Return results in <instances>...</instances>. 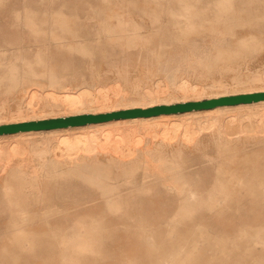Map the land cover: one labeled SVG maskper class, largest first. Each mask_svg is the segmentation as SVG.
Listing matches in <instances>:
<instances>
[{
  "label": "rangeland",
  "instance_id": "374dc122",
  "mask_svg": "<svg viewBox=\"0 0 264 264\" xmlns=\"http://www.w3.org/2000/svg\"><path fill=\"white\" fill-rule=\"evenodd\" d=\"M130 1L0 0V75L12 63L22 68L40 53L63 81L50 87L40 76L15 89L0 87V124L77 113L79 108L62 101L51 106V97L62 99L65 93L87 91L92 104L83 111L89 112L239 94L247 87L236 84V77L264 71V0H233L228 19L218 11L219 0ZM183 6L200 28H175L187 24L175 20L183 18ZM58 14L72 23L76 41L90 56L66 51L52 40ZM116 16L153 37L158 47L113 43L106 49V32L113 31L104 30L102 20L109 18L113 29ZM28 19L40 27L39 37L26 26ZM241 35L249 45L245 53L215 62L217 49L229 50ZM182 36L187 41L181 45L177 38ZM182 82L201 89V97L183 93ZM247 109L210 124L193 120L192 131L142 129L138 144L109 146L119 148L115 156L124 163L116 165L101 156L109 148L73 154L58 140L46 143L50 137L43 134L0 138V264H264V109L254 110L261 116H247ZM98 142L107 145L101 134ZM145 146L155 151L146 163H133L130 150ZM94 156L101 163H94ZM101 180L119 184L123 194L115 204L99 194ZM140 181L146 182L145 193L125 194ZM248 181L253 191L241 188ZM218 183L231 192L214 194L221 200L214 204L204 191ZM181 188L198 193L189 215L179 213ZM171 218L176 222L169 224ZM77 233L88 236L87 251L71 244Z\"/></svg>",
  "mask_w": 264,
  "mask_h": 264
},
{
  "label": "bare ground",
  "instance_id": "6f19581e",
  "mask_svg": "<svg viewBox=\"0 0 264 264\" xmlns=\"http://www.w3.org/2000/svg\"><path fill=\"white\" fill-rule=\"evenodd\" d=\"M219 1L223 3V6L220 9H218V11L223 13V15H225L227 19L232 18L230 12L232 10L233 0H219ZM178 2L183 3L185 2V0H178ZM130 3L136 4L137 1L132 0L130 1ZM191 12L192 11L190 8L183 6L182 11H181L182 14H180V16H182L183 18L175 17V20L184 19L185 21H187V24L183 26L176 25L175 28H178L181 30H193L196 28H200L201 26H197L196 24H193L192 21L195 20L196 18L190 15ZM116 19H117V25L113 29L109 25V18L102 20V28L106 31H113V32H106L110 36L109 44H106L107 46H105L106 49L110 48V45H112L113 43L117 44L119 47H124V48L146 46L150 49L152 48L156 49V47H158V45L152 43L153 37L142 36L141 33L137 31L138 28L136 27L135 24L126 22L127 20L121 16H116ZM153 20H156V19H153ZM26 26L31 28V30L33 31L32 33L35 35V37L40 36V33H41L39 32L40 27L37 26L36 22H34L31 19H28L26 21ZM225 27L230 28L229 26H225ZM54 29L57 32L51 33L52 40L55 41L56 44H58L61 48L66 49V51H70V52L73 51V52L81 53L84 56L91 55V52L86 47H84L81 43L76 41L78 35H77V32H74L72 28V23L68 21L67 19H65L64 17L60 16L59 14L54 18ZM116 31H119V32H116ZM186 33H191V32H184L183 34H186ZM199 33H202V32H199ZM208 33H209L208 34L209 36L213 37L215 36L214 33L216 32H208ZM224 33H228L231 36L236 35L235 32H224ZM224 33L219 32L218 35L222 36ZM177 39H178V43L181 45L184 43V41L185 42L187 41L184 36L179 37ZM248 46L249 45L247 43V40L244 38V36L242 35L236 36V40L232 43V46L229 47V50L225 51L217 47L218 49L215 55L216 60L214 61L218 62V61H227V60L237 59L238 57H240L241 55L245 53V51H243L242 49H245ZM99 53L104 54V50L103 51L99 50ZM3 55L4 54L0 53V58ZM23 64L24 65L22 66V68L21 67L19 68L16 64L12 63L9 66L8 71L0 75V87L5 86L8 89H15L18 86L22 85L23 83H33V81H35V79L40 76L47 79L50 87L58 88L62 86L63 81L58 76L57 69L55 70L53 67L48 66L47 61H45V59L41 57L40 53L36 56L35 60H25ZM234 80L236 84L244 85L247 87L245 89V92L243 93L264 92V71L262 73L247 75L246 77L238 76ZM258 84H260L261 86L253 87V85H258ZM179 87L183 93L191 92L194 97L196 98L201 97L200 95L201 89L191 87L183 82L181 85H179ZM243 93H239V94H243ZM237 94H222V95H218V96L211 97V98H219L222 96H230V95H237ZM211 98H207V99H211ZM51 100H52L51 106L53 105V107L57 105L58 101H62L69 108H73V109L79 108V110H77V113H71L67 116L79 115V114H101V113H108V112H113L117 110H125V109H133V108H148V107H152L155 105H159V104H150V105L131 104L121 109H109V110L104 111V109L101 108L103 110L102 111L100 110V112L83 111V110H88L87 108L84 109L83 107H86L92 104V100L87 91H83L80 93H72V94L65 93L62 99L51 97ZM201 100H206V99H193V100L187 99L183 101L180 100V101H175L173 103H162V104L170 105V104H175V103H182V102H188V101H201ZM242 108H248L247 110L249 114H247V116H252V115L261 116L262 113L260 114L255 113L254 110L255 108H262L261 110H263L264 101H259V102L250 103V104H239L235 106H219V107H215L209 110L191 111V112H186L182 114L159 115V116L147 117V118L121 119V120H114V121L103 122V123L89 124V125L80 126V127H70L66 129L20 132V133H15L11 135H2L0 136V138H12L16 140L19 138L28 137V136L35 135V134H43V135L50 137V139L46 141V143L50 144L52 141L58 140L59 142L65 145L68 151H72L73 154H74V150L76 151L77 149H81L82 152L83 150L86 152V151H91L92 149H95L98 146L100 149L109 148L111 149V151H109L110 153L108 152L102 153L101 156H104L107 161L116 165L117 163L119 164L124 163L121 158H119L118 156H115L119 148L116 146H111V147L109 146L111 144H116L117 142H127L131 144L132 143L138 144L140 140L142 139V138L141 139L139 138V135L141 134L142 129H144L145 131L146 130L154 131L155 128H159V129L161 128L163 131H167L172 128L184 127L185 130H189L188 128H190L192 131L193 120H202L203 123L205 122L207 124H210V123L221 120L222 118H224L226 114L230 112H233V113L240 112V109ZM79 111H83V112H79ZM72 112H74V110ZM200 114H202L203 116L197 117V118L194 117ZM213 114H216V116H214ZM225 117L234 118L236 116L232 114V115H228ZM48 118H54V117H39L36 119L33 118L32 120H41V119H48ZM24 121H31V120H23V121H18V122H24ZM18 122H11V123H18ZM171 132H174V131H171ZM100 134L105 137L107 145L101 146V144H99L98 136ZM219 135L222 136V135H225V133L220 132ZM182 137H184V135ZM200 143L201 141L198 140L197 144H200ZM46 147H48V145L45 146V149H47ZM1 149L2 148L0 147V151ZM154 151L155 149L147 147V146L142 147V148H136V147L132 148L130 150V155L134 156L135 159L133 160L131 159V160L134 161L133 163L135 162L136 163H141V162L146 163V158L152 155ZM176 152L180 153L181 151L176 150ZM67 155H68V152H67ZM58 156H59V151H58ZM93 161L96 164L101 163L99 156H94ZM3 167L4 165L2 166V168ZM145 183H146L145 181H140L139 187L136 186L134 187L135 188L134 191L128 190V193H125V194L145 193L148 189L147 186H145ZM96 185L99 187V194H104V198L106 199L108 204H115L117 202L116 199L117 197H119V194H123L119 190V184H112L110 182L105 183L104 181L101 180ZM241 188L243 190L253 191L254 186H251L250 181H248L246 186H243ZM204 192H206V194H210L208 201L210 200L211 203L220 204L221 203L220 198L219 197L216 198L214 194H230L231 191L227 186L221 183H218V184L212 185V187L210 188H205ZM179 194H183L180 199L181 204L179 206V213L181 215H189L196 208L195 205L197 204V201H199V198L196 195L198 193L190 188L188 189L181 188L179 190ZM169 222H170L169 224L175 223L176 219L171 218ZM87 237H84L82 233H77L73 237H70L69 240L72 241L71 244L75 247L76 250L82 249L84 251H87L88 250L87 249V246H88ZM175 262L176 260H170L169 264H175ZM181 264H183V262Z\"/></svg>",
  "mask_w": 264,
  "mask_h": 264
},
{
  "label": "water",
  "instance_id": "95a60500",
  "mask_svg": "<svg viewBox=\"0 0 264 264\" xmlns=\"http://www.w3.org/2000/svg\"><path fill=\"white\" fill-rule=\"evenodd\" d=\"M264 101V92L243 93L201 101H188L170 105L159 104L148 108L117 110L101 114H79L0 125V136L29 131H49L80 127L121 119L147 118L159 115L182 114L191 111L209 110L219 106H235Z\"/></svg>",
  "mask_w": 264,
  "mask_h": 264
}]
</instances>
